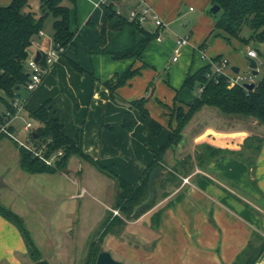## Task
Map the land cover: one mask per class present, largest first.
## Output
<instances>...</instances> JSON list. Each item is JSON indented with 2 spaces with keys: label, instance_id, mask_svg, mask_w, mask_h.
I'll list each match as a JSON object with an SVG mask.
<instances>
[{
  "label": "crops",
  "instance_id": "crops-1",
  "mask_svg": "<svg viewBox=\"0 0 264 264\" xmlns=\"http://www.w3.org/2000/svg\"><path fill=\"white\" fill-rule=\"evenodd\" d=\"M10 1L0 0V6H6ZM135 2V6L128 9L123 7L121 0H114L112 4L122 15L142 5L150 7L165 25L158 28L151 21H147L142 27L143 29L148 27L146 29L151 32L159 29V32L163 31V34L167 35L170 25L183 13L180 8L181 0ZM196 2L204 9L212 6L211 0ZM99 3L104 5L100 1ZM94 8H99V11L88 12L78 26L77 23L75 25L73 22L70 23L71 30L75 32L73 44L65 48L58 59L46 69L39 86L31 93L24 89L25 96L21 94V90L19 91L20 108L10 122L9 129L17 134L21 126L23 132H29L27 141L30 132L37 127L36 122L28 116L29 112L49 100V116L59 119L63 133L73 140L76 147L81 148L85 154L118 178L134 184L147 168L153 154L165 142L169 128L175 125L174 121L170 123L172 121L170 117L168 122L166 121L164 113H169L167 106L166 109H158L156 116L148 111L149 105L155 106L153 102L158 105V101H155L159 100L156 88L161 81L156 79L153 87L148 86L156 75L144 53L151 46L150 49H154L158 38L150 42L140 60L133 58L113 60L109 54L100 52L96 31L88 27L100 24L104 17V8L99 7L96 2ZM188 10L193 11L192 6H189ZM186 17L183 16V25L191 22L190 18ZM115 21L116 18L112 20ZM126 27L133 40L126 44L128 45L126 48L119 50L114 45V37ZM41 32L42 34H37L33 38L28 49L30 54L36 52L43 54L52 46L53 31L47 36L43 30ZM183 37L187 38L185 45L191 42L188 35ZM140 39L142 34L139 31L137 33L131 26L125 25L120 30L111 32L107 50L120 52L131 48ZM198 42H193V47L198 45ZM244 46L247 53L251 46ZM197 51L200 59L205 61L199 67L209 64L216 55L210 53L207 56L204 50ZM86 52L90 54L89 66ZM71 61L79 65L81 71L71 66ZM193 63L191 58V65ZM142 64L145 67H141ZM233 65L229 66V70ZM129 67H141L140 73L123 86L116 88L110 97L103 82L114 74L121 75ZM170 90L167 104L173 98L174 92L171 88ZM143 95L148 96L145 107L150 117L163 126L161 133L155 137L166 132L165 138L161 137L163 141H149L152 136L148 132L147 121L140 118L136 110L129 109L128 103ZM180 102L178 101L179 106L183 107L186 103H191ZM201 110L203 109L199 111ZM126 111L136 122L129 132L120 127ZM207 116L209 122L203 120L199 121L197 127L184 128L186 131L182 130L180 146L170 148L172 161H175L174 151L183 146L191 148L194 155L196 152L202 156L204 163L200 167L196 166L192 173L181 177L184 182L182 181L180 186H172L168 194L160 197L144 216L125 222V232L129 235L141 234L139 237L142 246H132L120 238L108 235L102 242V250L116 254L119 260L135 261V264H233L252 237L259 235L264 238V144L254 160L255 187L250 184L246 164L235 155L223 153L210 160L206 158L207 146L234 153L244 151V141L251 135L252 125L256 122L243 120L228 124V120L226 123L225 118L214 111ZM216 118L219 121H216ZM212 121L220 122L221 125L212 124ZM26 123L32 124L30 130L24 129ZM138 128L143 131L146 129V133L143 132L139 140L136 139ZM108 139L113 141H107ZM8 140L10 139L0 136V204L21 219L42 259L48 264L51 259L66 261L65 256L57 248L55 239L57 231L64 229V232H67L71 226L76 229L74 233L82 238L93 227H100L109 213L117 212L112 208L118 193L115 182L98 171L91 162L77 155L69 156L65 167L54 173H28L20 167L16 144ZM84 172L88 176L103 179L100 180L98 188L105 199L103 202L105 212L97 226L93 224L92 228H88L80 235L79 226L83 225L82 221L94 214L84 201L85 195L94 193V190H91L93 186L83 180ZM56 176L58 180L56 179L54 186L46 188L45 181L50 178L54 180ZM73 186L75 190H72ZM110 186L109 196L106 190ZM178 196V200L175 201ZM71 200L76 201L74 203ZM109 209L112 212L108 213ZM155 210H161L157 228L151 226L152 213L157 212ZM112 215H118V212L116 214L113 212ZM26 218L40 227L41 245L34 242L36 237L34 238L33 231L27 228ZM143 221L146 226L141 230ZM0 264H35L18 229L1 216ZM254 264H264V250Z\"/></svg>",
  "mask_w": 264,
  "mask_h": 264
},
{
  "label": "trees",
  "instance_id": "trees-1",
  "mask_svg": "<svg viewBox=\"0 0 264 264\" xmlns=\"http://www.w3.org/2000/svg\"><path fill=\"white\" fill-rule=\"evenodd\" d=\"M113 1L109 0L104 5L105 13L102 22L98 25H92L96 31L100 52L109 54L113 60L132 58L140 60L146 47L158 36L159 29L150 33L145 31L143 27H138L137 24L128 22L124 15H116L112 4ZM71 2L73 3L74 0H71ZM26 5L27 0H11L8 5L0 6V123L3 122L4 118L3 110H9L11 113L15 111L6 98L13 100L18 97L19 91L24 89L29 81L25 59L28 56V49L33 38L43 28L45 17L50 14L54 18L52 23V45L56 49H61L59 55L62 54L65 48L73 44L75 35V32L70 27V9L62 5V0H41L42 15L37 18L30 12L25 13L22 11ZM211 5L218 6V10L213 13L214 25L212 30L217 35L225 40H239L244 45H251L253 42L258 45L264 44V0H211ZM210 13L212 12L210 11ZM114 18H116V21L112 22ZM125 25L131 26L135 31H139L142 34V39L134 43L131 48L120 52H109L107 49L111 32L120 30ZM244 29L249 31L247 37L241 36ZM204 45L205 43H202L199 49L203 51ZM254 50L258 57L264 59V53L262 54L258 48ZM221 59V56H215L209 64L185 75L181 88L191 91L197 89L198 95L193 102L184 105L185 109L183 106L173 107L172 105L168 107L169 116L175 125L169 128L165 142L153 154V158L147 168L134 184H129L118 178L103 165L85 154L81 148L76 147L73 140L63 133V127L59 119L49 116V100L44 101L36 110L29 112L28 116L37 124V127L29 136L31 141L36 144L37 150H41V154L44 157H49L59 149L62 151V155L56 157L52 165H47L38 157H34L30 151L16 144L19 152V164L24 171L28 173H54L65 167L69 156L77 155L91 162L101 173L112 178L118 189L112 207L117 210L118 215H112V213L107 215L100 226L97 238L89 243L84 264H95L97 254L102 251L99 248V244L107 235H121L126 221L138 218L155 204L156 196L153 190V200L132 214L133 207L147 197V180L150 172L155 167L162 168L165 152L180 142L183 128L196 112L204 107H209L227 117L255 121L264 125V75L257 82L252 81L254 86L251 90H248L243 86L244 83L231 82L225 75L214 72L212 64L219 65ZM39 64L44 69L46 68L44 55L39 59ZM70 64L81 71L79 65L72 61ZM141 67H145V65L142 64ZM141 67H129L121 75L114 74L105 80L103 85L108 89L109 96L113 95L116 88L123 86L133 76L138 75ZM148 86H151V83ZM147 100L148 96L143 95L130 101L128 106L129 109L136 110L140 118L147 121L148 132L150 136L155 137L161 133L163 126L150 117L145 107ZM176 100L177 98L175 97L173 104L176 103ZM135 124L133 117L126 111L121 119L120 127L129 132L132 131ZM33 133H35V137L32 136ZM252 137L248 136L244 141V148L251 150L250 140ZM256 142L257 146L254 148L253 156L251 155L252 152L244 153V151H241L234 153L207 146L206 158L210 160L223 153L235 155L246 164L250 184L255 187L254 160L264 144V138L256 137ZM196 160L202 161L201 164L204 163L202 156H197ZM187 164V159L175 164L184 176L189 172L186 168ZM174 181H177L174 175H169L164 180V182L170 184L171 182L173 184ZM166 195L167 193H163L161 197ZM178 198L179 196L175 198V201ZM160 212L161 210H158L152 217L154 228H157ZM0 216L18 229L24 238L32 261L35 264H48L47 261L42 259L21 219L1 204ZM263 250L264 238L256 235L250 239L247 247L238 255L233 264H254Z\"/></svg>",
  "mask_w": 264,
  "mask_h": 264
},
{
  "label": "rangeland",
  "instance_id": "rangeland-1",
  "mask_svg": "<svg viewBox=\"0 0 264 264\" xmlns=\"http://www.w3.org/2000/svg\"><path fill=\"white\" fill-rule=\"evenodd\" d=\"M99 1L100 0H74V2L72 3L71 0H62V5L70 9V23L73 22L72 23L73 25L77 23V26H78L79 22L85 17V15L89 14L88 12L97 11V10L99 11V8L98 9L94 8L95 2L99 4V7L104 8V9H105L104 5L109 2L108 0L104 5H101ZM135 1L136 0H121V4L123 5L124 8L128 9L130 7L135 6V3H136ZM196 1L197 0H181L180 8L182 9L183 13H181V15L178 18H176V20L173 21V23L170 25L169 32L167 33V35L163 34L164 33L163 31L159 32L157 36L158 40L157 42L155 41L156 44H154V49H150L152 47L151 46L144 53L145 59L147 60L148 63H151L150 67L153 68L155 75H156L155 79H151L149 82V84L151 83L150 88L154 86V83H156V79H159L161 81V83H159L160 85L156 88V91H157L156 96L159 98V100L155 99V101H158V105L160 104V106H158L155 102H153L155 106L149 105L148 107L149 113L151 112L153 116L158 115V112L156 113L158 109H164V108L166 109V106H167V109L168 107H171L172 103L174 102L175 97L177 98V100H176V104H173V107L179 106L178 101H182L185 104V102H192L196 98V96L198 95L197 89L191 91L185 88H181V86H182L183 79L187 73L195 72L196 70L200 68L199 67L200 65L205 63L204 60L200 59L199 52L197 51L202 43H205L203 50L207 56H209V54L211 53V54H216L215 56L219 55L222 58L227 59L229 63L227 65V68L224 69V72L229 77L234 76V73H232L229 70V66H232V64H234L233 66H236L239 68L240 76H243V77L250 76L253 82H257L264 75V59L262 57L257 58V60L260 62V64L258 65V74L255 76H252L250 74V70L247 68V63L244 60V56L246 53V48L244 44L241 43L239 40H235V39L225 40L221 36L217 35L216 32L212 31L213 30L212 23L214 22V16H213V13H210V6H207L204 9L200 7V5L197 4ZM189 6H192L193 11L188 10ZM22 11L25 13L30 12L36 18L41 16L42 15L41 0H27V5L23 8ZM115 14L120 15L116 10H115ZM183 16L189 17L191 22L188 23L187 25H183ZM53 20L54 18L50 14H48L45 17L42 30L44 31L46 36L52 33ZM130 23H133V22H130ZM88 27L93 28L92 26H88ZM138 27H142V26L138 25ZM146 28L144 29L145 31L150 32V33L154 32V31L151 32ZM136 32L138 33V31ZM248 34H249V31L244 29L241 33V36L247 37ZM185 35H188V40L191 42H188L187 45L178 47L177 42L179 38ZM114 38H115L114 45L119 50L126 48L125 46H128L126 44H128L129 41L132 42L133 40V36L131 35L127 27L123 31L119 33L117 32ZM193 42H198V45L193 47V44H194ZM176 48H178V54L176 55V61L174 62L172 61V57L175 56L174 50ZM193 48L195 49L194 52H193ZM258 50L263 54L264 44H261L258 47ZM88 55L90 54H87L86 52V61L88 62V66H89L90 62H89ZM191 58L193 59V62H194L192 65H191ZM88 75L91 76L89 72H88ZM170 88L173 90L174 93H173L172 100L170 101L169 104H167L166 102L170 98L169 97V94L171 91ZM21 94L25 96L26 93L24 89H21ZM202 109L203 110L199 111L197 114L193 116V118L187 123V125L184 128H188L192 126L197 127L198 124H200L199 121H203V120L209 122L207 115L208 113L212 111L218 113L221 117L225 118L226 123L228 120L229 121L228 124L230 122L237 123V122L243 121L239 118H231V117L222 115L213 108L204 107ZM164 115L166 116V121L168 122V119L170 117L169 113L165 112ZM25 120L27 121L28 119L25 118ZM215 120L219 121L218 118H216ZM245 121H249V120H245ZM172 122L173 120L170 121V123ZM212 124L221 125L220 122L218 123L213 122ZM252 127H253L252 128L253 131H251V135H250L251 137L253 136L250 140L252 148L251 150L244 148V153L252 152L251 155L253 156L254 148L257 146L256 137L264 138V125L258 124L256 122V124H253ZM185 131L186 130H184V132ZM143 132L146 133V129L145 131L141 130L140 128L137 129V133H136L137 140L141 139L142 137L141 134ZM28 134L29 132H23L20 126L17 134L11 132L10 129H8V133L3 134L1 136L3 137L5 136L9 138L10 140L14 141L15 144L30 151L34 157H38L40 160H42L38 155H36V153H38L39 151L36 148V144L32 142L30 138H28L26 141ZM165 134L166 132H163L159 137H151L149 138V141H163L161 137L165 138ZM17 141L24 145H20ZM107 141H113V140L108 139ZM174 153L175 155L173 156H175V159H174L175 161H172L170 149H168L163 156V162L161 165L162 168L160 169V172L155 180L156 183L154 182L155 184L153 187V190L156 196L155 203L158 201V199H160L163 193L168 194L172 186H180V184L182 183L183 179H181V177H183L184 174L178 169L177 166H175L177 162H182L183 160L187 159L188 164L186 165V168H187V171H189L188 174L192 173L195 170L196 166L200 167L202 165L201 164L202 161L196 160V157L200 155L199 154L194 155L191 148H187V147L183 148L182 146L178 150L174 151ZM53 163L54 162H52V164ZM169 175L171 176L174 175L177 181H174L173 184L172 182L171 184L164 182L165 178L169 177ZM56 179L58 180L57 176L56 178H54V180L53 178L46 180L45 187L46 188L53 187ZM83 180L87 181L89 184L93 186L92 188L91 187L90 188L91 190H94V193L93 194L90 193V195L92 196L88 194L85 195L84 201L87 203L90 210L92 209V212L94 214L88 217L87 220L82 221L83 225L79 226L80 235H82L81 233L86 231L88 228H92L93 224L94 226H97L98 223L101 222L102 220V217H101L102 214L105 212V208L103 205V202L105 201V199H104L103 194L99 192V188H98L99 187L98 184L100 180L103 181V179H98V176H92V175L88 176V174L84 172ZM110 189H111V186L108 187L106 190L107 192H109V196L111 192ZM72 190H75V186H73ZM71 201L75 203L76 200H71ZM151 208L147 209L139 217L144 216ZM107 211L108 213L112 212V210L110 209ZM155 213L156 212L152 213V217ZM152 217H151V226L154 225V222L152 221ZM26 223L28 226L27 228L33 231L34 238L36 237L35 238L36 241L33 239L36 245L38 243H40L41 245L42 241H41V236H40V232H41L40 227L36 223H32L30 219L27 220V218H26ZM142 223L143 225L141 227L142 228L141 230H143L146 226L145 221H143ZM33 225H35V227H33ZM69 228H70V231L68 232ZM68 230L67 232L66 231L64 232V229L62 231L59 229V232L57 231V234L55 235L57 248L60 250L61 254L65 256L66 261H62V260L59 261V259L54 261L51 259L50 264H59L58 262H61L63 264H84L89 243L97 238L100 227L99 226L93 227L92 229L89 230L88 234L86 236L84 235L82 238L79 235L78 237L74 233L76 230L74 227L70 226L68 227ZM124 230H125V227L121 235L119 236L112 235V236L120 238L125 243H128L132 246H142L141 240L139 237L141 236V234L140 235L139 234L129 235L128 232H125ZM102 242L99 244V248H101V250H102ZM41 249L43 251V247ZM109 253L114 260L119 261L122 264H135L136 263L135 261L127 262V261L119 260L116 254H113L112 252H109Z\"/></svg>",
  "mask_w": 264,
  "mask_h": 264
},
{
  "label": "built area",
  "instance_id": "built-area-1",
  "mask_svg": "<svg viewBox=\"0 0 264 264\" xmlns=\"http://www.w3.org/2000/svg\"><path fill=\"white\" fill-rule=\"evenodd\" d=\"M107 1L108 0H100L102 4H105ZM124 16L127 18L128 21L133 22L140 26H143L147 21H151L158 28L164 27L158 15L150 7L145 6V5L139 6L138 8L131 9L130 11L126 12ZM38 34H42V32L39 31ZM186 43H187L186 37L179 38L177 42L178 47L184 46ZM60 52H61V49H56L52 45L47 51H45V53L41 54V56L44 55L45 57V64H46L45 69L39 64V60L38 61L34 60L35 54L34 53L30 54L28 52V56L25 59V67L28 72L29 81L27 82L24 88L27 92L31 93L39 86L42 80V76L45 73L46 69L58 59ZM177 54H178V48L174 50L175 56L172 57V61H176ZM246 55L248 57L254 58L257 61V65L260 64V62L257 60L258 58L257 53L253 48H249L247 50ZM212 65H213V70L216 74L225 75L231 82H239V83H251L252 82V78L250 76L243 77V76H240L239 73H236V74L234 73L233 77H229L224 72V69L227 68V65H228V61L226 59H221L219 65H216V64H212ZM8 103L11 104V106L15 109V111L14 113H11L9 110H3L4 118H3V122L0 123V136L8 133L10 122L16 117L17 111L20 108L18 97H15L13 100H9ZM31 128H32L31 123H26L24 126V129L26 130H30ZM19 144L24 145L21 143ZM36 155H38L44 161L45 164L52 165V162H54L55 158L62 155V151L59 149L58 151H56L49 157H44L41 154V150H39L38 153H36ZM113 212L115 214L117 213L116 211H113Z\"/></svg>",
  "mask_w": 264,
  "mask_h": 264
},
{
  "label": "water",
  "instance_id": "water-1",
  "mask_svg": "<svg viewBox=\"0 0 264 264\" xmlns=\"http://www.w3.org/2000/svg\"><path fill=\"white\" fill-rule=\"evenodd\" d=\"M218 10V6L217 5H212L210 7V11L212 13H215ZM251 48L255 49L258 48V44L253 42L251 43ZM40 52H36L35 53V57L34 60L38 61L40 59ZM244 60L247 63V68L250 70V74L252 76H255L258 74V65H257V61L254 58L248 57L247 55L244 56ZM230 70L233 73H238L239 68L238 67H230ZM243 86L248 89L251 90L254 86V84L251 83H244ZM33 137H35V133H33L32 135ZM181 142V140H180ZM180 142L177 144V146H180ZM176 147V146H175ZM174 148V147H173ZM196 155V152H195ZM160 172V168L159 167H155L149 174L148 176V180H147V197L141 201L140 203H138L137 205H135L133 207L132 210V214H134L137 210H139L140 208L144 207L147 203H149L150 201L153 200L154 197V192H153V187H154V182L158 176ZM95 264H122L119 261H116L112 258V256L110 255V253L108 251L102 250L97 254L96 260H95Z\"/></svg>",
  "mask_w": 264,
  "mask_h": 264
}]
</instances>
